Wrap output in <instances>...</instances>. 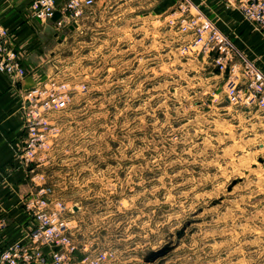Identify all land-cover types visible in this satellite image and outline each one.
Instances as JSON below:
<instances>
[{
	"label": "rangeland",
	"instance_id": "rangeland-1",
	"mask_svg": "<svg viewBox=\"0 0 264 264\" xmlns=\"http://www.w3.org/2000/svg\"><path fill=\"white\" fill-rule=\"evenodd\" d=\"M118 1L85 8L56 53L37 190L114 264H264V111L239 94L243 59L260 68L212 19L221 0ZM202 21L230 43L221 64Z\"/></svg>",
	"mask_w": 264,
	"mask_h": 264
},
{
	"label": "crops",
	"instance_id": "crops-1",
	"mask_svg": "<svg viewBox=\"0 0 264 264\" xmlns=\"http://www.w3.org/2000/svg\"><path fill=\"white\" fill-rule=\"evenodd\" d=\"M32 2L0 0V28L8 32L9 44L18 52L26 70V76L21 79H12L0 70V251L14 242H30V234L36 225L30 202L37 198L38 185L31 176L33 170L22 158L27 135L23 112L25 92L44 84L54 74L57 66L53 62L58 58L57 51L68 39V33L77 29L58 32L56 28V21L63 15L67 0H55L56 14L49 20L33 16ZM126 3L120 0L115 4L123 6ZM154 3L147 8L154 10ZM100 5L102 3L98 2L93 7ZM215 5L216 13L212 19L220 30L264 72V34L258 25L244 19L235 3L221 0ZM129 8L138 10L146 7L139 6L137 2Z\"/></svg>",
	"mask_w": 264,
	"mask_h": 264
},
{
	"label": "built area",
	"instance_id": "built-area-1",
	"mask_svg": "<svg viewBox=\"0 0 264 264\" xmlns=\"http://www.w3.org/2000/svg\"><path fill=\"white\" fill-rule=\"evenodd\" d=\"M106 0H67L63 15L56 21L58 32L69 29L76 24L79 27L85 8ZM244 13L259 27L264 26V1L247 0L243 6ZM32 13L40 20L53 19L56 14L55 0H33ZM200 34H207L210 49H217L221 55L218 63L230 56V43L210 21L194 22L190 25ZM244 60L243 73L247 79L245 88H240L239 94L245 93V101L255 104L264 111V72ZM0 70L6 72L12 79L26 76V70L20 62L18 52L8 41V32L0 28ZM64 83L50 81L29 89L24 95L23 112L25 115L27 135L22 149L24 163L34 170L38 148L41 147L42 134L38 130L46 124L42 118V105L47 90L65 89ZM49 190L42 188L37 191V198L30 202L36 225L30 234V242L20 241L7 245L0 251V264H114L117 255L114 250L98 251L90 249L88 244L80 247L73 237L69 213L73 206L54 199ZM83 253H82V250Z\"/></svg>",
	"mask_w": 264,
	"mask_h": 264
},
{
	"label": "water",
	"instance_id": "water-1",
	"mask_svg": "<svg viewBox=\"0 0 264 264\" xmlns=\"http://www.w3.org/2000/svg\"><path fill=\"white\" fill-rule=\"evenodd\" d=\"M76 26V24H74L73 26H71V29H73ZM75 210H78V207H75Z\"/></svg>",
	"mask_w": 264,
	"mask_h": 264
}]
</instances>
